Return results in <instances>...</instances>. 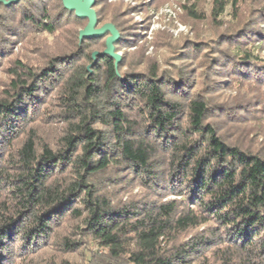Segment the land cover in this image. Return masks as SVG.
Masks as SVG:
<instances>
[{
  "label": "trees",
  "instance_id": "obj_1",
  "mask_svg": "<svg viewBox=\"0 0 264 264\" xmlns=\"http://www.w3.org/2000/svg\"><path fill=\"white\" fill-rule=\"evenodd\" d=\"M245 1L212 0L209 14L200 0L184 6L189 19L209 21L218 34L210 44L191 45L195 52L208 45L200 64L208 91L188 73L176 81L155 67L129 73L122 60L118 67L109 56L94 60V42L105 40L106 49L109 35L81 41L76 31L70 54L7 68L0 98V264L13 263L17 246H50L66 218L79 221L75 237L82 240L64 236L59 250L83 248L82 264H209L208 255L215 264H264V155L223 137L213 122L221 115L237 122L226 114L232 105L220 110L214 93L264 86V6ZM34 2L0 7L13 14L24 6L22 23L49 35L59 32L64 16L74 25L87 21L62 0L55 17L47 8L32 14ZM228 8L232 27L221 20ZM8 54L0 41V58ZM50 95L57 96L58 112H47ZM44 112L64 123L55 145L30 126ZM133 182L153 192L149 203L110 194ZM170 196L181 199L165 201ZM202 227L191 241L174 244Z\"/></svg>",
  "mask_w": 264,
  "mask_h": 264
},
{
  "label": "rangeland",
  "instance_id": "obj_2",
  "mask_svg": "<svg viewBox=\"0 0 264 264\" xmlns=\"http://www.w3.org/2000/svg\"><path fill=\"white\" fill-rule=\"evenodd\" d=\"M98 1L100 4L95 8V11L99 13L100 24L97 29L106 24H114L113 26L116 25L118 28L115 27L120 37L114 44V48L117 47L115 53L120 55L123 61V72L140 73L155 67L159 70V73L169 72L176 81L179 79L177 74L188 73L190 78L194 80V84L201 83L200 76H202L204 69L200 68V64L204 59L202 57L203 52L207 51L204 49H207L208 45L201 46L198 52H195L191 45L194 42H199L198 44L208 42L207 44H210V40H215L218 34L209 21L196 23L186 16L184 6L191 5L193 0H190V2L188 0ZM0 2L2 3V0ZM211 2L212 0H203V2L200 0V5H204V11L207 14L210 13ZM245 2L246 6H252L253 4L260 7L264 6V0H246ZM34 4V6L28 5L32 14H38L44 8L49 9L54 17L61 13V0H45L44 3L35 0ZM20 8H24V6L18 7L15 10L16 12L10 14L5 8L0 7V41L4 40L9 53L6 58L4 56L0 58V98L3 97L2 90L6 88L10 80L7 68L11 67L15 61L19 60L26 65L36 66L45 63L51 57L60 54L68 55L75 46L73 42L74 32L79 33L88 25V20L74 25L73 19L69 20L70 18L64 16L59 23V32L56 35H49L35 30L30 25L23 24ZM229 10L228 8L221 20L228 26L231 24L232 27L234 26L232 22L225 21L230 19ZM228 26L225 28H228ZM260 27L264 30V24ZM92 50L99 52L105 50V40L94 42ZM209 55L211 54L209 53L207 56ZM184 58L189 59L186 61ZM197 58H199L198 61ZM213 79L216 82V76ZM218 80L220 79L217 78V82H221ZM246 84L241 87L233 85L231 89H222L212 95L213 102L220 110L224 109L225 106L227 108L228 105H232V109L229 108L230 110L226 114L233 115V118L237 121L229 124L230 119H225L226 115L218 113L221 117L214 119L213 122L223 137L247 150L264 155V86L257 83ZM201 85L197 87L204 90L209 87L203 83ZM253 85L260 87H253ZM215 87L218 88V86ZM194 92L196 93V90ZM51 96L45 100L48 108L47 112H58L57 96ZM47 112H44L40 119L38 118V121L33 125L30 124V126H35L40 131L41 136L50 140L51 145H55L61 137L64 123L57 118L51 119ZM48 118L51 120H48ZM111 192L110 194L115 195L116 199H122L123 202L149 203L153 199V192L142 188L138 182H133L130 187L125 189L115 188ZM158 199L156 200L158 201ZM180 199L181 197L178 196H170L165 201H179ZM78 224L79 221L71 218L63 220L55 227L54 232L57 234L52 237L51 245L43 247L39 251H22L17 246V258L12 264H52L53 262L61 264L64 260L73 264H82L83 248L68 255L59 250L58 246L64 236L82 240L81 237H75L77 236L75 227ZM205 229V227H202L181 234L174 244L191 241L194 235L203 233ZM86 240L83 239V241ZM163 247L165 248L166 245H163ZM207 259L210 261L209 264L217 262L210 255L207 256Z\"/></svg>",
  "mask_w": 264,
  "mask_h": 264
},
{
  "label": "water",
  "instance_id": "obj_3",
  "mask_svg": "<svg viewBox=\"0 0 264 264\" xmlns=\"http://www.w3.org/2000/svg\"><path fill=\"white\" fill-rule=\"evenodd\" d=\"M21 0H10L6 2L2 0V3L6 5H12V3H18ZM64 8L75 15L80 20H88L87 27L80 32V40L83 39H101L106 36V49L102 53H94L93 58L96 60L98 57L109 56L116 61L115 66L118 67V64L121 62L120 55L116 54L114 44L119 40V33L115 27L111 24H106L102 28L97 29L98 20L95 10V0H62Z\"/></svg>",
  "mask_w": 264,
  "mask_h": 264
}]
</instances>
